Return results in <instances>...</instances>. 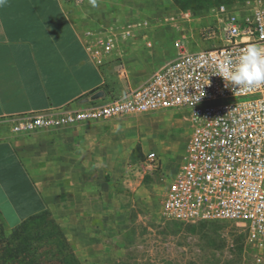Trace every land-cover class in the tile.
<instances>
[{
    "label": "built area",
    "instance_id": "built-area-1",
    "mask_svg": "<svg viewBox=\"0 0 264 264\" xmlns=\"http://www.w3.org/2000/svg\"><path fill=\"white\" fill-rule=\"evenodd\" d=\"M85 11L89 0H62ZM189 15V14H186ZM171 27L173 14L151 19L135 15L122 21L100 14L84 30L85 47L103 64L126 45L149 40L155 23ZM198 36L210 42L188 50L178 41L179 53L163 62L143 83L109 100L84 103L77 108H51L9 117L14 133L60 128L117 116L187 110L190 134L180 167L168 185L162 207L171 219L185 224L231 221L247 231L257 262L264 261V86L237 91L219 71L226 59L237 63L249 44L264 46V0L219 3L211 20L200 24ZM157 162L156 151L146 154Z\"/></svg>",
    "mask_w": 264,
    "mask_h": 264
},
{
    "label": "rangeland",
    "instance_id": "rangeland-1",
    "mask_svg": "<svg viewBox=\"0 0 264 264\" xmlns=\"http://www.w3.org/2000/svg\"><path fill=\"white\" fill-rule=\"evenodd\" d=\"M103 1L96 0L95 5ZM106 4L98 11L99 14L103 11L106 17L116 16L126 21L135 15L153 19L173 14L178 23L177 27L155 23L148 35L152 46L138 39L112 57L109 88L115 92L113 96H119L143 83L163 62L175 57L180 51L178 41H183L188 50L207 46L210 42L199 38L198 27L211 20V9L218 2L196 10H182L173 0ZM108 97L107 94L105 98ZM88 124L92 159L86 163L89 171L86 182L93 193L91 221L100 228L101 218L94 213L106 212L111 223L106 242L108 257L102 261L93 259L94 264H264L254 259L247 231L240 223L218 221L192 225L164 213L162 202L180 167L190 134L187 110L124 115ZM153 150L159 155L157 162L146 158ZM69 152L77 154L75 148ZM82 165L80 161L40 163L41 168L56 175L64 186L71 177L58 173L67 172L63 170L66 167ZM44 180L49 182L52 178ZM12 230L0 222V255L3 249L10 250L23 242L25 250L21 255L35 259L38 264H81L77 239L69 238L70 234L51 210L28 220L16 235ZM8 264L23 263L11 257Z\"/></svg>",
    "mask_w": 264,
    "mask_h": 264
},
{
    "label": "crops",
    "instance_id": "crops-1",
    "mask_svg": "<svg viewBox=\"0 0 264 264\" xmlns=\"http://www.w3.org/2000/svg\"><path fill=\"white\" fill-rule=\"evenodd\" d=\"M109 1L126 0H104L99 5L89 0L85 11L62 0H8L0 8V222L11 229L51 210L69 238L77 239L81 264L106 260L111 232L106 212L94 213L101 218L100 228L91 221L93 193L86 182V163L92 159L90 124L25 134L14 133L8 119L51 108H77L84 97L101 88L109 95L103 100L124 94L113 96L109 88L112 58L99 64L85 47L86 25L99 18L98 11ZM73 148L76 155L69 152ZM47 160L83 165L58 173L71 177L64 186L40 167Z\"/></svg>",
    "mask_w": 264,
    "mask_h": 264
},
{
    "label": "clouds",
    "instance_id": "clouds-1",
    "mask_svg": "<svg viewBox=\"0 0 264 264\" xmlns=\"http://www.w3.org/2000/svg\"><path fill=\"white\" fill-rule=\"evenodd\" d=\"M95 5V0H91ZM8 0H0V8L6 7ZM219 71L226 81L237 91H247L264 86V46L249 44L241 50L234 65L226 59L219 65Z\"/></svg>",
    "mask_w": 264,
    "mask_h": 264
},
{
    "label": "trees",
    "instance_id": "trees-1",
    "mask_svg": "<svg viewBox=\"0 0 264 264\" xmlns=\"http://www.w3.org/2000/svg\"><path fill=\"white\" fill-rule=\"evenodd\" d=\"M238 0H173V2L176 4V6L182 10L186 9H201L205 7L206 5L213 4L218 2L219 3H226V4H232ZM48 212V209L35 214L28 218L27 220L23 221L21 224L13 227L12 233L13 235L18 232L20 227H22L28 220L33 219L35 217H38L42 214H45ZM205 224V223H200ZM25 250V246L23 242L17 244L15 247L11 248L10 250L3 249L1 255H0V264H8V260L11 257L19 258L23 264H38L35 259H30L27 257V255H21L22 252ZM76 260V258H75Z\"/></svg>",
    "mask_w": 264,
    "mask_h": 264
},
{
    "label": "water",
    "instance_id": "water-1",
    "mask_svg": "<svg viewBox=\"0 0 264 264\" xmlns=\"http://www.w3.org/2000/svg\"><path fill=\"white\" fill-rule=\"evenodd\" d=\"M106 90L104 88H101L93 93H91L90 95L84 97L81 100V103H89V102H93V101H97V100H102L106 97Z\"/></svg>",
    "mask_w": 264,
    "mask_h": 264
}]
</instances>
